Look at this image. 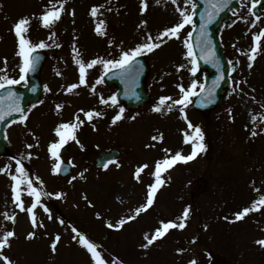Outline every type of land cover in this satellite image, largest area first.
Listing matches in <instances>:
<instances>
[{
    "label": "rangeland",
    "instance_id": "obj_1",
    "mask_svg": "<svg viewBox=\"0 0 264 264\" xmlns=\"http://www.w3.org/2000/svg\"><path fill=\"white\" fill-rule=\"evenodd\" d=\"M254 3L241 0L220 31L230 77L224 102L201 114L190 108L192 96L182 114L180 105H172L170 111L165 106L160 112L152 109L162 96L171 97L166 104L179 99L182 93L177 85L187 88L193 79L198 81L197 89L202 84L204 72L197 67L193 75L189 71L191 58L185 55L184 40L189 39L192 24L181 29L179 38H165L160 47L141 53L150 67L147 89L151 99L146 105L128 111L120 104H101V96L107 99L113 95L112 88L96 83L105 70L101 63L91 67L85 85L70 92L67 88L78 84L80 76L79 66L73 61V45L78 50L77 58L84 62L119 59L122 50L133 49L147 42L149 35L155 38L178 23L181 16L177 5L192 14L191 2L177 0L174 5L171 0L159 4L148 0L149 7L142 14L140 0H66L61 19L52 28H45L39 17L49 7V0H0V76L14 78L22 60L13 30L21 17L30 18L25 38L33 44L44 41L48 45L40 48L46 53L40 74L44 100L31 108L25 122L8 127L12 156L0 157V168H5L0 172V235L7 230L15 232L10 247L3 250L5 255L15 264H94L91 253L78 239L73 240L72 227H76L98 246L106 264H189L193 259L197 264H264V246L256 243L264 239V207L235 220V213L264 196V36L255 42L253 39L264 29V7L255 16L251 11ZM94 5H103L95 18L90 15ZM100 20L104 21V35L95 31ZM53 32L55 36L50 39ZM254 44L257 52L249 68L248 56ZM180 65L184 67L178 70ZM57 105L63 107L58 110ZM121 107L124 118L113 125L112 117ZM80 109H94L102 116L88 122ZM76 115L84 121L74 130L80 143L68 141V153L60 159L71 161L72 169L60 179L52 172L57 161L49 145L60 139L57 126L75 122ZM197 126L203 133L202 141L195 139ZM253 129L255 136L250 134ZM194 142L203 143L204 150L193 160L177 162L162 173L165 182L151 207L120 228L107 226L135 215L134 210L146 203L158 160L170 158L177 151L189 155ZM89 148L95 151L79 157L82 149ZM112 148L121 151L115 163L105 170L96 168L95 154ZM17 158L34 186L53 194L41 197L52 219L42 207L35 210L45 227L33 229L27 212L13 203L11 174H15ZM143 164L149 167L137 180L134 174ZM37 176L43 184L35 179ZM57 192L63 196L57 198ZM21 196L25 207L30 206L32 197L26 191ZM186 207L190 213L185 228H172L148 248L141 247L146 243L145 234H154L161 221L179 222ZM5 211L16 214L15 223L4 219ZM29 232H35L31 239L27 238ZM56 234L60 240L53 252L51 243ZM0 264L4 262L0 260Z\"/></svg>",
    "mask_w": 264,
    "mask_h": 264
},
{
    "label": "snow or ice",
    "instance_id": "obj_2",
    "mask_svg": "<svg viewBox=\"0 0 264 264\" xmlns=\"http://www.w3.org/2000/svg\"><path fill=\"white\" fill-rule=\"evenodd\" d=\"M161 0H156V3L159 4ZM191 2L192 9H195L197 7L194 0H185V3ZM230 0H209V9L206 10V15H202L201 19L203 23L201 24V36L197 37L196 47L200 49V58L204 59L206 61H212L215 60V52L212 48V42L207 37V34L203 31L205 25L207 23H211L213 19H215V16L219 13L220 10H222L224 7H227ZM259 0H255V3H258ZM171 3L174 5H177V0H171ZM255 3L253 6H255ZM65 4L66 0H49V7H46L45 11H43L39 17L41 24L45 28H52L62 17L63 12L65 11ZM103 7L101 6H93L90 10V15L92 17H97L99 9ZM149 7L148 0H140V12L143 14ZM177 11L180 12L181 20L176 23L175 25L165 28L163 31L160 32L159 36L153 38L151 35L148 36L147 42L138 44L135 48L130 49L128 51H121L120 58L119 59H110V60H103L102 58H95L91 61L84 62L82 59L77 58L78 57V50L76 49L75 45H73V61L76 65L79 66V83L78 84H71L68 86L67 91H72L73 89L79 87L80 85H85L87 83L86 81V68H91L94 65L101 63L104 66L105 72L108 71L109 68H119L122 69L125 73H127L130 77H134L136 74V69L133 68V64L135 62V58L140 55L142 52H151L154 49L160 47V44L164 42L165 38L171 39L172 37L179 38L180 31L185 27V25L192 24V16L194 13L190 14L177 5ZM74 15V12H73ZM259 19V17H257ZM142 24H146V21H142ZM255 23V21H253ZM30 24V18L25 16L21 17L16 21L13 25V30L15 32V35L18 37V55L22 59V63L20 66V77L19 80L12 79L7 76H0V89H4L6 86H11L20 83L25 79V73L28 71L35 70V66L39 61V56L33 55L36 49L45 48L48 47V45L44 41H40L39 43L33 44L30 40L25 38V33L28 31V25ZM104 21L100 20L95 28V31L98 35H104V29L103 26ZM192 35V33H189V37ZM55 36V33H51L50 39ZM261 36H264V29L261 30V33L259 36L254 35L253 39L254 42L258 41ZM156 41H159L156 42ZM110 43H112L110 41ZM184 45L187 49V52L185 55L187 57L191 58V65L192 67L189 69V71L195 75L197 71V58L196 54L193 49V45L189 43L188 39L184 40ZM59 47V45H56ZM257 52V46L254 44V46L251 49V53L248 56L249 64L248 67L251 68L253 66V61L255 59V53ZM217 66L218 61H217ZM183 65H180L178 67L182 68ZM223 76H218L216 81H213V84L215 85L220 79H222ZM102 81L98 79L96 81L97 84L101 83ZM197 86L198 81L193 79L191 84L185 88L182 84L177 85V87L180 88V91L182 93L181 97L177 100L172 101V104H166V101L171 100V97H160L159 98V104L154 106L152 111L154 112H160L162 111V106H165L170 111L172 109V105H180V112L184 114V106L190 103V98L192 96L197 95ZM201 89V94H203L204 91V85H199ZM94 90V86H93ZM35 91V89H33ZM111 102L112 105L117 104V99L115 94L105 99L103 96L100 97V103L101 104H109ZM62 105H57V109L59 110L62 108ZM80 112H83L85 118L88 122H91L94 117H100L102 116V113L100 111L96 110H88L84 111L83 109L79 110ZM230 111V110H229ZM12 112H21L23 113V110L20 107L18 97L16 96L15 92L12 91L10 88L5 93V95L0 96V120H3L5 116L10 115ZM124 109L121 107L119 109V112L112 117L111 123L114 125L121 119H123ZM135 117H133L134 119ZM24 119L23 114L21 115V120ZM184 119L187 120V116L184 115ZM253 121L257 119L255 115L251 118ZM84 123L83 120L80 119L79 115L75 116V122L69 123V122H62L57 126L55 129L57 135L60 137L58 142L51 143L49 145V152L53 157L56 159V164H54L52 168L53 173H58L61 170V161L60 156L58 155L59 150L66 144L69 140H75L78 144L80 143L77 137L74 135V130L78 129L82 124ZM93 128H95V125H92ZM191 122H189V128H192ZM247 127V126H246ZM61 129L67 130L66 132H62ZM252 136L257 135V132L255 129H253L250 133ZM162 138V137H161ZM153 139H156V137H153ZM195 139L202 141L203 140V133L201 132L200 128L197 126L195 128ZM185 142H188V136H185ZM29 148L32 147V145H28ZM205 148V145L203 143H193L192 152L189 155H183L181 152L177 151L174 155H172L170 158H165L163 160H158L155 164V170L152 173V176L155 178L154 182L148 185V191H147V198L146 203L142 204L141 206L137 207L134 212L135 215H129L126 218L120 219L116 225H113L112 223H108L107 226L109 228H120L125 223L134 220L137 215H139L141 212L146 211L149 207L152 206L154 203V197L160 186L164 184V180L161 178V175L164 171H166L168 168L173 167L177 162H188L190 160H193L199 152L203 151ZM165 151H168L167 149ZM111 162V161H110ZM69 164H71V161H68ZM104 168L108 167V164L103 165ZM117 167L119 165L117 164ZM148 164H143L137 167L135 172V178L137 180H140L141 173L144 169L148 168ZM0 172H5V168H0ZM82 175V174H81ZM36 180L40 181L41 184H43V181L40 180V178L37 176L35 178ZM76 177H72V180H75ZM11 180L13 181L11 185L12 195H13V203L14 205L19 208L21 211H26L27 214L30 217L31 224L33 229L36 228H42L45 227L42 221L37 219V215L35 210L39 207L43 208V211L48 214V218L52 219V214L50 209L42 203V195L43 196H52V193L48 192H42L41 189L34 186L33 181L31 178H29L26 170L24 169V166L22 165L21 161L19 159L16 160V168H15V174H11ZM72 181L70 180L69 183ZM22 187V186H25ZM26 191L27 195L29 197H32V203L30 206L25 207L24 201L22 199L21 193ZM57 198H60L63 196V193L57 192L54 194ZM86 199V197H85ZM90 203V202H89ZM260 207H264V196H260L258 201H253L251 207H245L241 211L235 213V220H241L243 219L250 211H259ZM190 213V209L186 207L183 211V215L179 218V222L176 221H161L160 224L161 227H158L155 230V233L149 236L148 234H145V240L146 243L141 245L143 248H148L151 244H153L154 241H156L159 238H162L168 230L172 228H180L183 229L186 226L185 221L187 220ZM99 216V214H97ZM3 217L7 221H11L15 223L16 220V214L9 213L5 211L3 213ZM225 219H228L225 217ZM59 222L61 224H64V220L60 219ZM72 232L75 233L73 236V240H77L78 242L84 246L92 255V258L94 260V264H106L104 259L101 256V252L98 251V246L91 242L85 234L81 233L76 227H72ZM15 232L14 230H7L3 231V234L0 235V260L4 262V264H15L14 261H12L9 256L5 255L3 250L6 247H10V238L14 237ZM35 236V232H29L27 234V238L31 239ZM60 240V235L56 234L55 238L52 240L51 248L52 251L55 252L57 248V244ZM257 244L264 246V239H259L256 241ZM177 251H182L178 249ZM189 264H197V261L195 259L189 261Z\"/></svg>",
    "mask_w": 264,
    "mask_h": 264
},
{
    "label": "water",
    "instance_id": "obj_3",
    "mask_svg": "<svg viewBox=\"0 0 264 264\" xmlns=\"http://www.w3.org/2000/svg\"><path fill=\"white\" fill-rule=\"evenodd\" d=\"M198 3V7L194 13L195 28L193 29L191 43L193 45L197 61L199 65L206 69L204 80V91L201 94V89L198 91L193 101L192 107L201 111L210 110L215 106L219 105L223 101V92L228 86L227 72L228 67L224 60V56L220 49L218 41V31L221 26V21L228 17L227 10L229 7L237 9L238 0H230L227 7H224L215 16V19L211 23H207L203 31L207 34V37L212 42V48L215 52V60L206 61L200 58V49L196 47L197 37L201 36V24L203 23L201 16L206 15V10L209 9V0H195ZM264 5V0H259L254 7L255 14L259 13V6ZM33 55L39 56V61L35 66V70L28 71L26 73L27 86L24 88L5 87L0 89V96L5 95L9 88L15 92L18 97L23 113L12 112L10 115L5 116L3 120H0V154H6V142L4 137L3 129L11 121L19 118L24 114L25 108L28 105L37 102L43 93L38 75L40 68L44 60V53L41 50H35ZM217 61L218 65L217 66ZM133 68L136 69L134 77H130L122 69H113L105 72L102 75V80L108 85H115L116 88V99L119 102L124 103L127 107L133 108L140 104L145 103L148 100V94L144 88V80L148 73L146 64L143 62L141 57H136L133 64ZM223 76L215 85L213 81L217 80L218 76ZM35 89V91H33ZM116 155V152L109 154H102L99 160L103 163L104 160ZM69 172L68 166L61 164V170L59 171L60 176H65Z\"/></svg>",
    "mask_w": 264,
    "mask_h": 264
}]
</instances>
